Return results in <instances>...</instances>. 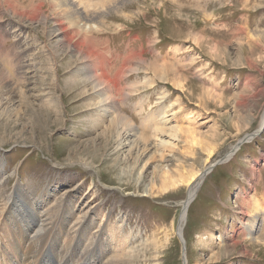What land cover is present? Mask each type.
Returning a JSON list of instances; mask_svg holds the SVG:
<instances>
[{
  "label": "rangeland",
  "instance_id": "obj_1",
  "mask_svg": "<svg viewBox=\"0 0 264 264\" xmlns=\"http://www.w3.org/2000/svg\"><path fill=\"white\" fill-rule=\"evenodd\" d=\"M118 1L78 0L106 13L70 43L47 6L33 20L0 2V215L18 217L1 204L19 187L57 229L92 221L103 242L90 264H264V221L247 234L264 216V0ZM91 69L111 78L101 106ZM207 170L179 222L190 176ZM1 235L0 264H13Z\"/></svg>",
  "mask_w": 264,
  "mask_h": 264
},
{
  "label": "bare ground",
  "instance_id": "obj_2",
  "mask_svg": "<svg viewBox=\"0 0 264 264\" xmlns=\"http://www.w3.org/2000/svg\"><path fill=\"white\" fill-rule=\"evenodd\" d=\"M78 0H1V4L3 7H5L6 9H11L12 12L15 14L17 13L18 15H27L28 19L32 18L33 20L37 19L40 15H43L42 13H44V8L47 6L49 8L50 11H52V13L54 14V17H57L59 20V24L60 22L65 21V25L63 26V32H62V39L61 41H72V36H73V30L75 29V34H79L78 30L80 27H84V28H92V23L90 25H86L87 22H91V21H96L98 18L100 19L101 17H103V14L106 13V11H104V9L100 12H97L91 16H88L87 14H84V10L83 8H81V5L79 3H77ZM115 0H101V3L103 2L105 6H109L106 5L107 3H113ZM120 1V0H119ZM118 1V3H119ZM126 1V0H125ZM130 1V0H129ZM213 1V0H212ZM122 2V1H121ZM160 2V1H159ZM82 3V2H81ZM100 3V4H101ZM117 3V4H118ZM98 4V3H97ZM36 6L34 9L31 10H26L25 7H31V6ZM113 7H117L116 3L112 4ZM124 5V4H122ZM104 6V7H105ZM125 6V5H124ZM112 8V7H111ZM106 9V8H105ZM107 9L109 10L110 7ZM91 10V9H90ZM97 10V8H96ZM29 11V12H28ZM87 13V12H86ZM108 14V13H107ZM49 16V15H48ZM53 17V15H52ZM45 19H48L46 15H44ZM44 19V20H45ZM31 20V19H30ZM42 20V19H41ZM101 21V20H100ZM193 21V20H192ZM197 21V20H196ZM48 22V21H47ZM194 23V22H193ZM192 22L189 23V26L191 24H193ZM45 24V23H44ZM47 24V23H46ZM64 24V23H63ZM94 24V23H93ZM97 25V24H96ZM194 25V24H193ZM62 28V27H61ZM191 29V28H190ZM52 31V30H51ZM77 31V32H76ZM61 32V31H60ZM59 32V33H60ZM51 33V32H50ZM84 38V37H83ZM18 39V38H17ZM74 40V39H73ZM58 41V39H57ZM70 43V42H69ZM61 44V43H60ZM64 45V44H63ZM54 46V45H53ZM83 46V45H82ZM88 47V46H87ZM90 47V46H89ZM88 47V48H89ZM105 47V46H104ZM55 48V47H54ZM58 48V47H57ZM78 48V47H77ZM92 49V48H91ZM80 50V49H79ZM81 51V50H80ZM83 51V50H82ZM94 51V50H93ZM80 53V52H79ZM88 54V53H87ZM94 54V53H93ZM97 54V53H96ZM95 54V55H96ZM23 58V57H22ZM89 58V56H88ZM93 58V57H92ZM130 58V57H129ZM162 58V57H161ZM165 58V57H164ZM24 59V58H23ZM163 60V58H162ZM165 61V60H164ZM162 61V62H164ZM109 62V61H108ZM128 62V61H127ZM26 63V62H25ZM102 63V62H99ZM168 63H158L156 69H153V71L156 73V71L161 70L163 73H165L166 71H168ZM42 65L44 67L45 64L42 63ZM100 65V64H99ZM151 65V64H150ZM153 65V64H152ZM156 65V64H155ZM98 67V66H97ZM100 67V66H99ZM123 67V66H121ZM23 68V67H22ZM27 68V67H26ZM48 68V67H47ZM148 68V67H145ZM55 73H57V67H53L51 68ZM95 69V68H94ZM91 69L89 72V74L87 76H83L86 77V80L83 79L82 80L86 81V84H92L93 88L98 87L99 86V90L97 89L98 93L97 95H101L100 93H104L102 90L104 89L103 86L106 85V83L110 82L109 80L111 78H107L106 73H104L103 71H101L99 74H96L95 70ZM109 69V68H108ZM121 68H119L120 70ZM173 69V68H171ZM51 70V71H52ZM127 70V69H126ZM132 70V69H131ZM176 70V69H174ZM23 71V70H22ZM136 71V70H133ZM106 72V71H105ZM120 72V71H119ZM122 72V71H121ZM53 73V72H52ZM77 73V72H76ZM98 73V72H97ZM158 73V72H157ZM4 74V73H3ZM2 74V76H4ZM87 74V73H86ZM1 75V74H0ZM54 75V73H53ZM123 75V73H122ZM82 76V75H80ZM167 76V75H166ZM21 77V76H20ZM22 78V77H21ZM20 78V79H21ZM4 79V78H3ZM7 79V77L5 78ZM80 79V78H79ZM73 80V79H72ZM180 80V79H179ZM5 81V80H4ZM2 81V82H4ZM79 81V80H78ZM178 82V81H177ZM181 83V82H179ZM9 84V83H8ZM55 84V83H54ZM6 86V85H5ZM25 86V85H24ZM1 87V86H0ZM7 87V86H6ZM11 88V87H10ZM13 88V87H12ZM5 89V87H4ZM8 89V87H7ZM121 89V88H120ZM1 96H0V103H5L4 102V95L5 92L7 90H3L1 88ZM13 91V90H12ZM16 91V90H15ZM22 91V90H21ZM106 91V90H105ZM108 91V90H107ZM7 93V92H6ZM14 93V92H13ZM12 93V94H13ZM11 94V95H12ZM10 95V94H9ZM25 95V94H24ZM7 97V95H5ZM111 99V98H110ZM6 100V99H5ZM46 100V99H45ZM99 100V99H98ZM12 101V100H11ZM105 101V103H107L108 101V97L101 95V99L97 102L100 103L99 105L101 106L102 103ZM111 101V100H110ZM44 102V101H43ZM114 102V101H112ZM95 103V102H94ZM104 103V105H105ZM44 104V103H43ZM109 106V105H108ZM106 107V106H105ZM104 107L101 108V110H106ZM107 108V107H106ZM114 108V107H113ZM141 108V107H140ZM115 111V110H114ZM117 111V110H116ZM115 114V113H114ZM117 115V114H116ZM122 115V114H121ZM165 115V114H164ZM114 116V115H113ZM119 114L117 115V117L119 118ZM124 116V115H123ZM171 116V115H170ZM112 119V118H111ZM114 120V119H113ZM118 120V119H117ZM260 124L261 122L264 120V112L263 115L261 116L260 119ZM116 121V120H114ZM113 121V124H114ZM120 121V119H119ZM163 121V119H162ZM112 122V120L110 121ZM108 124L107 131H113L115 126L110 123ZM105 123V122H104ZM124 124V123H123ZM126 124V123H125ZM259 124V125H260ZM128 125V124H127ZM131 125V124H130ZM156 125V124H155ZM121 126V125H120ZM261 126V125H260ZM263 126V125H262ZM131 127V126H130ZM175 127V126H174ZM187 127V125H186ZM184 127V128H186ZM176 128V127H175ZM183 128V129H184ZM123 129V128H122ZM186 130V129H185ZM192 130V129H191ZM194 130V129H193ZM159 131V129H158ZM119 132V131H118ZM187 132V131H186ZM259 132V130H258ZM110 133V132H109ZM116 133V132H115ZM173 134V133H172ZM188 134V133H187ZM192 136V133H189ZM193 135H194V131H193ZM189 136V135H188ZM195 136V135H194ZM255 136V135H254ZM140 137V136H139ZM142 137V136H141ZM153 137V136H152ZM190 137V136H189ZM194 138V137H193ZM254 138V137H253ZM126 139V138H125ZM149 139V138H148ZM147 139V140H148ZM249 139V137H248ZM107 140V139H106ZM155 140V139H154ZM196 140V139H195ZM242 140V139H241ZM240 140V141H241ZM247 140V139H246ZM121 141V140H120ZM193 141V140H192ZM239 141V142H240ZM108 142V141H106ZM238 142V143H239ZM197 143V142H196ZM238 143L236 145L233 146V150L231 149V152L229 155L233 154V152H236L240 147V145L238 146ZM195 151V150H194ZM209 151H212V149H209ZM208 152V151H207ZM210 154V153H209ZM229 155L227 157H229ZM227 157L225 156V158H222L221 161H224L227 159ZM230 158V157H229ZM228 158V159H229ZM216 166V165H215ZM213 168V167H212ZM211 168V169H212ZM210 171V170H209ZM208 172V171H207ZM192 175V174H191ZM198 175V176H197ZM192 175L190 176V182H189V188H188V193H187V197L184 201L181 202L182 205V211L180 213V221H183L184 217H185V212L186 209L188 208L191 199L193 198V196L196 194L195 190L196 188L200 185V182L202 181V177L203 175H206V171L204 172H200L199 174ZM205 177V176H204ZM167 179V178H166ZM187 180V179H186ZM185 183V182H184ZM188 183V182H187ZM158 191V190H157ZM195 193V194H194ZM8 203L5 205V203L1 204V207L4 205V207H7L9 205V203L11 202L12 205H16V209H17V213H18V217L12 212V211H6L5 215H0V221L3 220L4 223L0 224V235L4 234L6 231L9 233L7 236H3L1 235L7 242V246L5 248L2 249V254L3 256H5V258L13 264H37L38 260H42V258H44V255L46 254L47 250H49L50 253H52V250L55 249H59L60 254H58V256H55V254L52 253V256H49V258L46 256V260L48 262H55V264H90V263H94V261H96V259L100 258L101 255V250L99 249L101 246V243L103 241L102 237H100L99 235L93 236L92 234H90L89 229H88V225H92V221H89L86 223L85 221V225L82 222H74L77 219H73L74 223L71 224L69 230L65 229V218H62L60 220H62V223L60 224V227L57 229V225L53 224V222L51 221L52 216L50 211L48 210V208L42 206L41 209L40 206V202L35 200H32L27 194H25V192H23V190L21 188H16L14 190V193H11L10 195H8V197L6 198ZM256 200V199H255ZM258 200V199H257ZM261 203V202H260ZM254 210H258V211H264V206H260L259 203L257 201H254ZM264 204V203H263ZM59 205V204H58ZM58 205L53 206L51 208H57L59 207ZM92 207V206H91ZM28 209L31 210V213L28 212ZM245 211V210H244ZM249 211V210H248ZM79 213V212H78ZM258 213V212H257ZM261 213V212H260ZM36 215V218L31 217V215ZM252 213H248L246 212V217H250L252 216ZM79 216V215H78ZM8 218L7 220H5V218ZM62 217H65L62 215ZM88 217V216H87ZM261 219L264 221V216L262 215H254L253 218H251L249 224H248V233H252V232H257V229L260 228L258 227L259 223L261 224ZM56 220V219H55ZM69 222V220H68ZM106 222V221H105ZM52 223V225H54L49 233V226L46 227L48 224ZM246 227V226H245ZM93 228H94V224H93ZM181 228H182V224L177 226V229L175 230V236H178L179 240H181L182 242V248H183V257L185 258V245H184V240L180 239L181 238ZM259 230V229H258ZM100 231V230H99ZM62 233V234H61ZM104 233V232H103ZM260 233V232H259ZM181 234V235H180ZM112 235V234H111ZM264 236V235H262ZM114 237V236H112ZM50 238L52 239V242L49 246H46L45 244L48 243L47 240H50ZM183 238V237H182ZM253 239L255 241H259L261 240L258 237L254 236ZM259 239V240H258ZM61 243V245H60ZM259 244V243H258ZM257 246V245H255ZM262 247V246H261ZM70 251V253H69ZM73 251L76 252H80V256L78 254H74ZM39 252V254H35L34 256L32 254ZM69 253V257H67ZM100 254V255H99ZM97 257V258H96ZM96 258V259H95ZM107 261V260H106ZM39 264H43L41 263V261H39ZM102 262V261H101Z\"/></svg>",
  "mask_w": 264,
  "mask_h": 264
},
{
  "label": "water",
  "instance_id": "obj_3",
  "mask_svg": "<svg viewBox=\"0 0 264 264\" xmlns=\"http://www.w3.org/2000/svg\"><path fill=\"white\" fill-rule=\"evenodd\" d=\"M246 139H247V137L244 136V137L242 138V140L238 143V146H239L240 144H242V142H243L244 140H246ZM219 162H223V161H221V159H220V160L217 161L215 164H218ZM215 164H214V165H215ZM212 167H213V166L209 167V169H211ZM207 171H208V170H207ZM207 171H206V172H207ZM182 252H183V248H182ZM182 259H183V261L185 260L184 257H183V253H182Z\"/></svg>",
  "mask_w": 264,
  "mask_h": 264
}]
</instances>
